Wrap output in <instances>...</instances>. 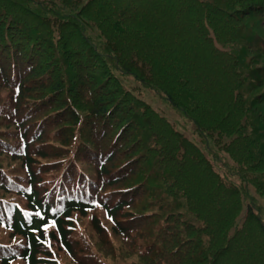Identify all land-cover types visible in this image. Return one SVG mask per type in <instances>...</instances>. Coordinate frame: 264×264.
Masks as SVG:
<instances>
[{"label":"trees","instance_id":"obj_1","mask_svg":"<svg viewBox=\"0 0 264 264\" xmlns=\"http://www.w3.org/2000/svg\"><path fill=\"white\" fill-rule=\"evenodd\" d=\"M258 201L264 0H0V264H264Z\"/></svg>","mask_w":264,"mask_h":264},{"label":"rangeland","instance_id":"obj_2","mask_svg":"<svg viewBox=\"0 0 264 264\" xmlns=\"http://www.w3.org/2000/svg\"><path fill=\"white\" fill-rule=\"evenodd\" d=\"M62 13L65 14L68 13V11L63 10ZM91 36L93 35L91 34ZM120 81L124 88L133 90L134 92H137L136 88L140 87V85L130 77H122ZM140 89V98L148 106H150L152 110L164 117L191 142L195 143L199 147H203V144L199 141V138L192 131L191 122L188 121L180 111L174 109L167 101L153 94L149 90L144 88L142 89L141 87ZM258 203L260 205L261 201H258ZM259 210L261 219L264 222V206L260 205Z\"/></svg>","mask_w":264,"mask_h":264}]
</instances>
